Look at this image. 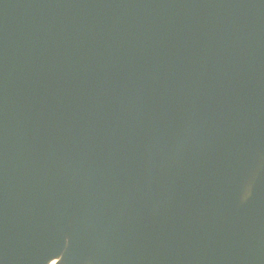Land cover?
I'll use <instances>...</instances> for the list:
<instances>
[{"label": "water", "instance_id": "95a60500", "mask_svg": "<svg viewBox=\"0 0 264 264\" xmlns=\"http://www.w3.org/2000/svg\"><path fill=\"white\" fill-rule=\"evenodd\" d=\"M0 264H264V0H0Z\"/></svg>", "mask_w": 264, "mask_h": 264}]
</instances>
